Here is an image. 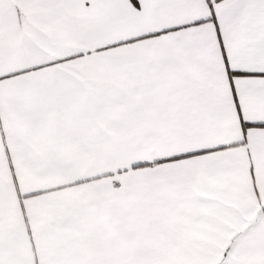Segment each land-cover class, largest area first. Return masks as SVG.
Listing matches in <instances>:
<instances>
[{
  "label": "snow or ice",
  "instance_id": "1",
  "mask_svg": "<svg viewBox=\"0 0 264 264\" xmlns=\"http://www.w3.org/2000/svg\"><path fill=\"white\" fill-rule=\"evenodd\" d=\"M0 264H264V0H0Z\"/></svg>",
  "mask_w": 264,
  "mask_h": 264
}]
</instances>
